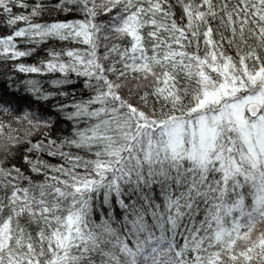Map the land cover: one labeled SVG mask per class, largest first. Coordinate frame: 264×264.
I'll return each mask as SVG.
<instances>
[{"label": "snow or ice", "instance_id": "snow-or-ice-1", "mask_svg": "<svg viewBox=\"0 0 264 264\" xmlns=\"http://www.w3.org/2000/svg\"><path fill=\"white\" fill-rule=\"evenodd\" d=\"M138 7L0 0V179L11 183L9 197L40 190L35 209L28 204L20 214L36 210L55 222L47 264H222L220 253L202 260L197 245L228 243L264 220V57L256 55L246 79L206 89L188 119L156 121L128 99L146 103L148 95L138 65H147L149 49L132 23ZM167 7L174 31L210 45L214 59L221 49L228 65L222 42L231 45L235 32L220 33L217 43L210 0ZM193 19L202 31H190ZM104 57L120 59L105 67ZM240 84L250 94L224 105L222 96L235 100ZM189 126L192 142L181 143ZM258 247L264 251V233ZM228 258L253 259L250 249Z\"/></svg>", "mask_w": 264, "mask_h": 264}, {"label": "trees", "instance_id": "trees-1", "mask_svg": "<svg viewBox=\"0 0 264 264\" xmlns=\"http://www.w3.org/2000/svg\"><path fill=\"white\" fill-rule=\"evenodd\" d=\"M122 2L142 6L137 8L139 19L133 20L132 23L143 28L144 46L149 49L147 65L140 63L138 66L141 83L146 86L145 91L148 93L146 103L132 97L128 99L151 111L154 116L166 119L176 113L186 112L195 101L197 88L202 89L204 86L217 83L214 77L216 74L213 72L216 66L224 68L227 74L232 76L237 74L238 66L244 71L245 69L247 72L253 71L259 63L256 55L264 57L262 0H210V3L216 6L215 22L219 27L217 43H221L220 33H225L228 29L235 32V39L231 45L227 40L222 42L224 55L231 56L227 66L220 58L221 49L216 50L217 55L214 59L210 45L203 42L197 44L194 36L183 39V33L174 31L173 25L169 22L171 8L167 7L168 5L174 6L183 2L190 3L196 8L198 0H122ZM158 6H165L166 11H161ZM191 25L190 31L203 30L198 27L196 19L191 21ZM149 32H155V36L147 35ZM120 35L121 43H126L127 38L123 37L122 33ZM112 59L119 62L120 58L104 57L102 63L107 67ZM119 71L123 69L119 68ZM154 91L155 94H152ZM123 121L131 131H136L135 117L131 113H126ZM157 132L155 138L162 139ZM19 183L17 182L18 185ZM11 187L10 182L6 183L0 179V228L3 229L0 234V258H3L4 264H7L9 257L21 261V264H27L29 260L32 264H47L49 245L54 242L52 229L56 228V224L44 218L47 214L36 210L20 214V209L27 207L28 204H32L35 209V202L41 199L39 189L30 187L26 193L13 190V195L9 197L7 189ZM242 223L249 221L244 220ZM263 226L264 220L257 219L250 223L248 228L240 229L230 238L226 237L228 243L206 241L203 245L198 244V254L206 261L220 253L225 256L222 264H234L229 256L233 253L239 256L242 251L250 249L253 259L249 264H264V260L259 258L264 256V251L258 247L261 234L264 233ZM240 264L244 262L241 260Z\"/></svg>", "mask_w": 264, "mask_h": 264}, {"label": "rangeland", "instance_id": "rangeland-1", "mask_svg": "<svg viewBox=\"0 0 264 264\" xmlns=\"http://www.w3.org/2000/svg\"><path fill=\"white\" fill-rule=\"evenodd\" d=\"M237 68H238L237 74L236 75L233 74L231 76V75L227 74V72H226V70L224 68H222L220 66H216L213 69V72L216 74L214 77H215V81L217 83L211 84L210 86H207V87L204 86L202 89L201 88H197L198 90H197L196 97H195V101L193 102V104L196 103L199 100V98L201 97V95L204 93V91L206 89L216 88L217 90H223L226 86H230L233 78H235L238 82L241 81V80L246 79L247 72H245L244 69L239 68V66ZM249 72H251V71H249ZM239 87H240V92H237L235 94L236 95V99L235 100L233 99V97L231 95H223L222 96V102H223L224 105H229V104L237 103V102H239L240 100L243 99V95L244 94H250V93H244L245 84H240ZM249 87H250V85H249ZM139 105L140 104H138V107L140 109H142L143 112L149 118L155 119L156 121H165L169 117H177V118H181V119H188L189 118V115H188L189 109L192 107V105H190L187 108V111L186 112H184V113H176L175 115L166 117V119H162V118H160L158 116H154V114L151 111H149L146 108H143V107H141ZM212 107H216V106L213 105ZM153 131H155V133H156V131H158L157 133H160V129H153ZM179 135H180V141H181V143L184 140H187L189 143H191L192 142V139H193L191 126H189V128L187 130L182 131Z\"/></svg>", "mask_w": 264, "mask_h": 264}]
</instances>
